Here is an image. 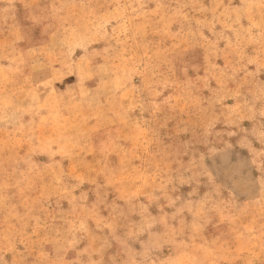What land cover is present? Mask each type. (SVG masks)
<instances>
[{
    "label": "rangeland",
    "instance_id": "obj_1",
    "mask_svg": "<svg viewBox=\"0 0 264 264\" xmlns=\"http://www.w3.org/2000/svg\"><path fill=\"white\" fill-rule=\"evenodd\" d=\"M0 264H264V0H0Z\"/></svg>",
    "mask_w": 264,
    "mask_h": 264
}]
</instances>
